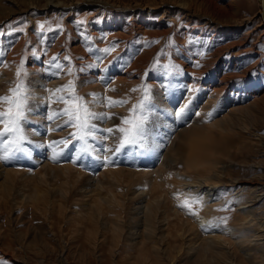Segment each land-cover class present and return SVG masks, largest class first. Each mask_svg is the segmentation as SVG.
<instances>
[{"label": "rangeland", "instance_id": "rangeland-1", "mask_svg": "<svg viewBox=\"0 0 264 264\" xmlns=\"http://www.w3.org/2000/svg\"><path fill=\"white\" fill-rule=\"evenodd\" d=\"M55 2L59 6L50 8ZM182 4L190 10L187 16ZM259 14L260 0H0V76L5 77L0 81L9 83L3 86V95L18 82L21 64L19 79L26 86L28 80L45 77L46 70L60 64L63 71H51V80L55 74L65 75L62 80L66 86L71 81L73 90L64 91V96L83 98L97 114L90 120L96 138H87L89 149L104 143L102 130L108 126H99L98 120L115 118L112 129L121 138L118 128L129 127L123 120L133 118L130 110L143 102L146 136L137 145L126 146L142 157L156 150L147 140L151 126L157 128L156 113L149 108L156 92L165 85L183 87L192 95L185 105L192 99L201 105L209 88V109L198 117L196 126L177 133V152L193 158L197 167L220 162L218 170L223 174L219 200L211 202L209 210L171 179L166 188L161 186L166 200L161 197L159 209L152 210L155 219L144 222L135 207L157 197L158 181L152 176L153 182H141L146 176L143 170H148L140 164L141 158H135V166L122 156L106 163L89 151L82 166L71 156L62 163H75L80 176L70 181L59 171L44 178L38 172L44 163L33 158L26 161L14 155L0 160V264H264V229L261 240L253 241L254 232L262 229L256 222L264 225V22ZM106 48L111 51L105 53ZM28 91V109L65 107L51 94L38 99L33 90ZM238 98H244L238 103L241 109L224 106L228 99L235 103ZM119 100L125 103L104 106ZM197 112L198 108L192 110L194 115ZM65 119L54 122L64 125ZM28 120L42 124L41 117L32 119L27 110L24 147L48 146L38 145L36 135L27 133ZM159 125L164 128L156 133L159 137L168 129L175 133L185 127L177 128L170 119ZM58 129L53 135L57 140L62 133L64 139H71L69 134L76 131L71 126ZM73 145L79 151L81 142L72 140L69 146ZM57 147L59 153L63 146ZM115 163L125 172H138L133 178L138 183L112 185L107 170L118 169ZM150 167L156 169L158 164ZM4 169L19 171L10 174L14 179L10 185ZM106 174L103 187H96L95 179ZM136 189L147 191L143 199L132 198ZM112 194L117 196L113 201ZM254 197L258 198L255 215L245 223L248 217L239 207ZM186 199L191 211L180 206ZM196 215L208 216L221 229H247L241 240L229 235H224L225 241L212 239L197 225Z\"/></svg>", "mask_w": 264, "mask_h": 264}, {"label": "bare ground", "instance_id": "bare-ground-1", "mask_svg": "<svg viewBox=\"0 0 264 264\" xmlns=\"http://www.w3.org/2000/svg\"><path fill=\"white\" fill-rule=\"evenodd\" d=\"M72 3L73 2H71L70 4H72ZM57 6H59V5H58V3L55 2L52 5H50L49 7L50 8H53V7L56 8ZM181 6H182V8L186 9V12H185L186 15H184V16H187L188 12H190V10H188L189 8L187 7L188 8L187 9L186 7H184V6H186L185 4H182ZM259 15H260L262 21L264 22V0H260V14ZM51 68H53V70H51V71H54L55 73H57V69H54V67H51ZM51 71L46 70L47 75H45V77L40 76V77L28 80L29 82H28L27 88L33 90L32 94L35 97H37L38 99H40L42 97H49V95L51 94L49 90L54 91L57 88H61L62 86H66L65 80H62V78L65 75L55 74L54 77L52 78L53 80H51V76H50ZM0 77L3 79L5 78L3 75H1ZM93 78L94 79L92 81H90L92 83L96 80V77H93ZM1 82H3V81H0V95H3L5 93V89H3V86L4 85L7 86L9 83L7 81V82H4V84H1ZM96 84H98V83H96ZM92 87H94V85ZM168 89H169L168 85H165L163 88H161L159 91H157L155 99L158 101L153 99L155 103L149 105L150 110L154 111L156 113L155 122L157 123V126H156L157 128L151 126V131L148 134L149 139H147V140H148V142H149L148 144L150 146H154L156 148L155 151H152L148 155H147V152L145 155L142 154V157H143L142 158L140 156L137 157V154L134 152V149L132 147H126L118 153L119 155L115 154L114 156H111L112 153L114 152L115 148L119 144V139H120L118 137V135L115 134L114 129H113L112 133H107V132L105 133L104 137L107 136V139L106 140L104 139V143H102L100 146L97 144L91 145V148H90V152H91V154H94V158H97V160L99 159L98 157H100L102 159L105 158L106 163H108V161L110 159L112 160V158L114 160L116 157L121 158V156H122V159L124 162H125V160L129 159L130 165L135 166V163H136L135 158H141V160H139L140 164H142V166L145 167L144 169H148L147 170L148 172L146 170H143V172H145L146 176H142L140 178L141 182H147L148 183V181H152V178H153L152 176H154V180L156 179V181H158V184H157L158 193L156 195L157 197L155 196L156 198H153L150 201L149 200L146 201V203H144L142 207H138V206L135 207V210H138L140 213L143 214L144 222H146V221L148 222L151 219H155L154 217H152V210L157 211L159 209L158 205L161 202V200H160L161 197H162V200H166L165 197L161 195L162 190H163L161 188V186H163V188L165 186H167V183L171 179H172V181L175 182L176 186L181 187V188L180 187L179 188H180V190H182L183 193H189L190 196L195 197V198H199L203 202V205H204L205 209H207V210L210 209L211 206L209 204L211 202L213 205V204H216L217 200H219V192H220L219 186H221L223 184V182L221 180V178L223 177V174L220 173L218 170V164H220V162H215V163L210 162V163L205 164L206 167H197L194 164L195 161L193 158H182L180 156V153L177 152V146H178L176 144L177 133L181 132V131L184 132V131L188 130L189 129L188 127L191 126L192 124L194 126H196L198 123V121H197L198 117L201 114L205 115V113H207V111L209 109L208 108L209 104L212 101L211 97L209 96V94L207 95V93H209V91L211 92V90L209 88L207 90L205 89V91L207 93L204 92L202 94V95H204L203 101L207 97V100H205L204 102L202 101L203 104H202V102H201V105L198 104V102H193V99H192V104L190 103L189 105H186L187 108L184 109L185 103L189 100V98L192 97L191 93L189 91L185 92V88H183V87L170 88L169 90ZM56 96H64V93L63 92L57 93ZM51 98L55 101V97H51ZM243 101H244V98H240V99L238 98V100L237 99L235 100V103H231V102H229V99H228L227 101H225L224 106H225V104H229V106L234 105L233 109L236 111V110L241 109L242 106H239L238 103L243 102ZM49 103H51V102H49ZM0 108H2V105H0ZM181 108L184 109L183 112L179 111V110H181ZM195 108H198V112L196 113V115L198 114L197 117H196V115H194V113H192V110H194ZM28 112H29L30 117H32V119H34L36 117H39V118L41 117V119H42L41 123L42 124H39L35 121H29L28 120V124L30 123V125L27 127V129H28L27 133L34 135V136L36 135L34 138V141L37 142L38 145L45 144V146L46 145H48V146H46V147L43 146L42 148H37L33 145H26L25 147H24V145H22L24 148L27 149V154H16L17 158H20L21 156H23L24 158H26V161H30V158H33V162H43L44 164L41 166L42 168H40L38 170V172L40 174H43L44 178L46 177L47 174H50L53 172L57 173L56 171H59L63 174L65 179L69 178V181H70V179L71 180H73L74 178L77 179L78 176H80L79 175L80 171L77 172V169H76L77 166L75 167V163H73V162H67L66 164L62 163L63 162L62 160L69 161L70 157L72 156L73 159L75 158L77 160L76 161L77 165L84 166V164H85L84 161H86L85 158H87V157L84 154H79V151L75 145H73L72 147L69 146L67 148L63 147L62 150H59L60 152H59V155L57 156V158L55 160L52 159L53 151H52V148L49 147V144L52 141H60V140L65 138V136L63 135L64 133H62L63 138H61V139L58 138V140H57V138H56L57 136L55 138L53 137L55 131L59 130L58 127L56 126L57 122H54L55 121L54 120L53 122L49 123V120L46 117L49 114H52L54 112V110L49 108L46 111L43 107H41V108H39V107L32 108L31 107L28 109ZM45 114H46V116H45ZM166 116H167V118H166ZM193 117H195V118L192 120ZM113 119H115V118H113V117H108L106 119L102 118V121L98 120L97 124L99 126H102V127L104 125V126H108V128H112V124H113L112 121H114ZM167 119H170L173 124L176 123L177 128L179 126H185V127L182 129H179V130L176 129L177 132H175V133H171V130L168 129L165 136L159 137V135H156V133L158 131H160L161 129L162 130L164 129V128H161V126L159 124H162V123L166 124ZM56 120H58V119H56ZM215 121H217V120H214L211 123V126H214L216 124ZM44 122H46V123L44 124ZM149 125H151V123H149ZM2 127L3 126L0 125V129H2ZM36 129H37V134H34ZM43 129H46V130H43ZM44 140H46L47 142H44ZM61 146H63V145H61ZM38 147H41V146H38ZM174 147H175V149H174ZM29 149H30V153H29ZM56 149H58L57 146H56ZM106 149H109L110 151L106 150ZM63 150H64V152H63ZM33 151H34V153H33ZM160 153H161V157H160ZM3 154H4L3 148H0V155H3ZM78 155H79V158H77ZM124 156H125V158H124ZM89 157H91V156H89ZM130 158H134V159L130 160ZM80 161H81V164H80ZM55 162H58V164H60V166L59 165L55 166L54 165ZM116 164L117 163H115V165H113V166L118 167V169L107 170V173H109V175H110L109 179H110V183L112 185H115L118 187L122 183L127 184V182H129V181H132L134 183H138L139 179H136V180L133 179L134 175H139L138 172H136V171L125 172L124 168H122V167L120 168L119 165L117 164V166H116ZM153 164H158V168L152 169L150 166H152ZM71 165H73V166H71ZM105 167L107 168V164ZM189 170L192 171V173H190ZM4 171H5L4 172L5 173V178H4L5 182L8 185H10L12 183V181L14 180L13 176H11L10 174H15L19 171H16L13 169H7V170L4 169ZM39 173H38V175H39ZM150 174H153V175H150ZM106 176H107V174L100 176L96 179L93 178V179H95V181H94L95 184H97V185H95V184L94 185L96 187L98 185L103 187V182L105 181ZM53 177H56V176H53ZM93 179H92V182H93ZM66 180H68V179H66ZM90 180L91 179H89L88 182H90ZM124 181H126V182H124ZM88 182H87V184H89ZM169 184H170V182H169ZM124 189H122L120 191L121 196H122V192ZM255 189H256V187H255ZM138 190L139 189H136L132 192V194H133L132 198L138 199V197H141L143 199V197L141 195H142V193L146 194L147 191L141 190V192L138 193ZM126 191H128V190L126 189ZM164 191H168V190L165 189ZM164 193H166V192H164ZM176 197H177V195L173 198L175 205L179 201V199H177ZM63 198L66 199L67 197L66 198L63 197ZM110 198H111L110 200L113 201L115 198H117V196L112 194L110 196ZM41 200H43V199H41ZM51 201H52V199H51ZM138 201H140V200H138ZM257 201H258V198L254 197L253 199L249 200L250 203L248 205H243V207H239V209H242L243 214L246 217H248V219L244 221L245 223L249 220V217L251 215L252 216L255 215L254 210H255V204ZM103 202H104V200H103ZM141 203L142 202H140V204ZM174 209H175V207H174ZM99 210H101V208H98L97 212ZM186 211H188V210H186ZM193 219L198 223L197 225L200 227L201 230L204 231V233L210 235L209 238L211 237L212 239H214V237H215L218 240L220 239L221 241H225L224 235H229L230 237H232V239L236 238L237 240H241V238L244 237L241 234V233H243L242 231H245L247 229L246 227H243L240 229H236V228L221 229L219 227V225L216 222H213V220L210 219L208 216L206 217V216L196 215L193 217ZM256 223L257 224H255V225H257L258 228H262V229L254 232L255 237L253 238V241L259 242L261 240V237H263V234L261 233V231L264 229V225H263V222H256ZM218 240H217V242H218ZM262 240H263V238H262Z\"/></svg>", "mask_w": 264, "mask_h": 264}, {"label": "snow or ice", "instance_id": "snow-or-ice-1", "mask_svg": "<svg viewBox=\"0 0 264 264\" xmlns=\"http://www.w3.org/2000/svg\"><path fill=\"white\" fill-rule=\"evenodd\" d=\"M43 28V25H40ZM105 53H109L110 49H104ZM65 59H68L67 57ZM56 68L59 71H63V66L56 64ZM23 64L17 68L16 77L18 82L9 89V94L0 96V105H7V107L0 110V146L3 147L4 154L0 155V160H7L16 154H27V149L22 145L26 141L27 137L24 134L23 122L26 120V113L28 110V102L30 93L27 86L23 80L19 78L22 76ZM69 74H71V69H69ZM26 75V73H24ZM73 90L72 82L70 81L67 86H62L54 91L49 90L51 97H55L56 103H63L65 107L62 109L55 110L52 114H49L46 118L49 121H54L60 118H66L64 120V125H57V127L71 126L76 129L75 132L70 133L71 139H62L60 141H52L49 147L52 148L53 155L52 159L55 160L59 153L56 152V146L63 145L67 148L72 140L80 141L81 145L79 147V154L89 153L90 149L88 146L87 138L96 137L93 134V130L96 128L95 125L90 124V120L95 118L97 114L92 113L86 104L83 102V98L77 97L75 95L68 96H56L57 93ZM135 91V90H134ZM50 97V98H51ZM125 101H110L105 103V107H115L118 105H123ZM186 107V105H185ZM184 111L183 108L180 110ZM144 104L143 102L135 105L133 109L130 110V114H134L133 118H125L123 124L129 125V127H120L118 131L122 133L119 144L115 148V152H120L121 149L128 145H137L146 136V123L147 118L143 115ZM107 116V114H102ZM103 132L112 133L113 129H103ZM107 139V136L104 137ZM109 150V149H106ZM110 151V150H109ZM79 158V155L78 157ZM181 207L188 208L191 211V203L189 200H185ZM192 214H195L194 212Z\"/></svg>", "mask_w": 264, "mask_h": 264}]
</instances>
